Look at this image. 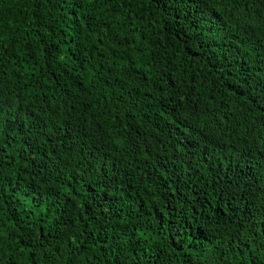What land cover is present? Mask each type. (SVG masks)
<instances>
[{"label": "trees", "instance_id": "16d2710c", "mask_svg": "<svg viewBox=\"0 0 264 264\" xmlns=\"http://www.w3.org/2000/svg\"><path fill=\"white\" fill-rule=\"evenodd\" d=\"M0 264H264V0H0Z\"/></svg>", "mask_w": 264, "mask_h": 264}]
</instances>
